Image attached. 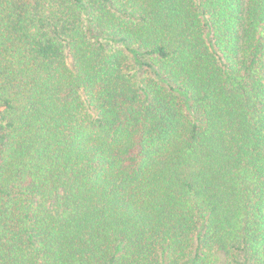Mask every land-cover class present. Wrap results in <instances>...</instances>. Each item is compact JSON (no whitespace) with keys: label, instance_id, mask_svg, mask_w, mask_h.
<instances>
[{"label":"trees","instance_id":"obj_1","mask_svg":"<svg viewBox=\"0 0 264 264\" xmlns=\"http://www.w3.org/2000/svg\"><path fill=\"white\" fill-rule=\"evenodd\" d=\"M0 264H264V0H0Z\"/></svg>","mask_w":264,"mask_h":264},{"label":"rangeland","instance_id":"obj_2","mask_svg":"<svg viewBox=\"0 0 264 264\" xmlns=\"http://www.w3.org/2000/svg\"><path fill=\"white\" fill-rule=\"evenodd\" d=\"M131 64H132V62H131ZM135 70L137 71V75L139 76V77H143V76H145L146 75V73L148 72L147 70V68L146 67H135ZM162 83V82H161ZM163 85H164V83H162ZM179 95V97H181V99L183 100V102H184V104H185V106H186V108H187V106L189 105V103H188V101H187V99L183 96V95H181V94H178Z\"/></svg>","mask_w":264,"mask_h":264}]
</instances>
